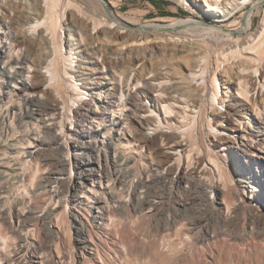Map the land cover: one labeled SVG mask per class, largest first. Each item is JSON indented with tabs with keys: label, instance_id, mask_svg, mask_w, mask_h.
<instances>
[{
	"label": "bare ground",
	"instance_id": "obj_1",
	"mask_svg": "<svg viewBox=\"0 0 264 264\" xmlns=\"http://www.w3.org/2000/svg\"><path fill=\"white\" fill-rule=\"evenodd\" d=\"M80 1L84 4L78 0H36L31 7L0 0V264H44L35 240L46 236L55 239L51 250L59 259L68 251L67 264H122L116 259L117 240L113 237L112 245L105 244L107 239L94 240L95 227L105 226L107 217L129 215L133 209L141 213L147 208L142 214L157 211L160 200L152 198L153 188L157 183L160 197L171 196L169 159H173L174 149L184 148L187 143L191 149L206 151L218 179L224 183V189L218 187L207 200L198 181L192 197L199 195L203 202L196 203V209L207 205L212 211L221 205L222 198V203L226 200L229 206L228 199L234 196L237 207L261 214L264 0H180L191 14L164 22H142L141 17L125 16L112 10L106 0ZM260 8L261 20L251 28ZM249 9L252 11L247 18ZM89 27L96 29L94 36L87 33ZM101 35L129 42L121 58L98 56L105 50L103 43L95 48L100 53H89L88 46ZM148 45L157 52L158 61L146 65L147 72H135L130 77L131 72L125 68L120 73L113 71L115 66L124 67L130 62L131 51H144ZM74 54L80 57V69L73 64ZM143 58L137 55L131 60ZM220 84L224 85V93H219ZM207 87L212 89L210 115L204 98ZM230 87L235 91L231 92ZM85 92L88 100L81 103ZM92 103L99 105V111ZM241 110L252 112L251 122L247 115H239ZM71 121L74 126L68 127ZM204 130L208 135L219 133V155L229 157L238 170L235 174L222 165L220 157L210 156L212 151L206 149L202 136ZM50 131H58L65 138L66 149L78 151L74 159L80 167L70 187L79 194V204L87 203L86 210L81 207L75 211L73 205L71 209V202L61 191L49 186L68 164L45 151L49 137L41 135ZM163 153L168 168L148 171L147 167ZM48 162L53 170H49ZM96 166L102 172L98 178L93 171ZM121 166L128 172L119 170L110 180V172ZM125 174L132 175L125 189L129 190L127 202L122 194ZM91 179L96 183L85 189ZM138 184L145 187L143 193L135 192ZM232 184L248 188L250 194L239 192ZM105 187L110 190L104 192ZM257 190L261 191L258 196ZM253 195L256 200L251 199ZM45 196V206H38ZM54 217L62 220L63 228L54 226ZM47 219L51 227L45 225ZM170 221L167 213L165 224L176 225ZM195 222L191 219L192 225ZM183 224L186 222L181 227ZM120 225L115 231L119 240L120 233L127 231ZM7 229L15 234L13 255L7 254ZM105 245L113 249L114 259L104 252Z\"/></svg>",
	"mask_w": 264,
	"mask_h": 264
},
{
	"label": "rangeland",
	"instance_id": "obj_2",
	"mask_svg": "<svg viewBox=\"0 0 264 264\" xmlns=\"http://www.w3.org/2000/svg\"><path fill=\"white\" fill-rule=\"evenodd\" d=\"M12 1L16 3L23 2L26 4H31L29 6L32 7L36 0H12ZM106 1L109 3L112 10L115 11L118 10L125 16L141 17L142 22L146 20H155L157 22H160L161 20V22H164L165 20H168L170 18L183 17L188 14H191L190 11L187 9L186 5L179 2L180 0H106ZM78 2L84 4V1L78 0ZM251 11H252L251 9L248 10V13L246 15L247 18L248 15L251 14ZM262 14H263V8H260V12L256 14L252 19L251 28H254L255 26L258 25V23L261 20ZM67 31L68 30H65V33ZM95 31L96 29H93L92 27H89V29H87V33H89L91 36H94ZM63 36L64 34L61 35V40H63ZM108 36L102 37L101 35L99 36V38L92 40V42L88 46L90 48L89 53L92 52L95 53L94 51H96V53H100L98 52V49L95 48H98V46H100V43H103L105 50H102L101 54H99L98 56L104 58L105 55H109L115 58L118 57V59L121 58V56L123 55L124 47L128 45L129 42H122L121 40L113 41L110 37L108 40ZM121 47L123 49H121ZM150 51L151 52L153 51L152 52L153 54ZM137 55H139V57L143 55L144 58L142 59V61L139 60L138 62L137 61L132 62L131 58ZM129 56H130L129 57L130 62L125 63L124 67L115 66L113 68V71L115 70L118 73H120L121 70L125 68L124 70L127 69L126 70L127 72L129 71L131 72L130 75L131 77L135 72L139 74H144L145 72H147V68L145 67L146 65L158 61L157 52L154 49L149 48V45L144 51L142 50L131 51ZM79 59L80 57L79 56L77 57V54H74L73 64H76L75 67L76 69L81 68L78 66V63L80 62ZM76 60L77 62H75ZM150 60L151 62H148ZM125 65H127L129 68ZM130 65H132L133 67ZM222 67L223 64H220L219 69L222 70ZM220 85H219V93L220 90L223 91L224 93V91H226L224 89V85L223 84ZM229 89L231 90V92L235 91L234 88L232 87H230ZM211 90L212 89H210V87H207L206 95L204 96L206 100L205 104L208 110V115H210V109H211L210 100H208L210 94L212 93ZM92 104L95 110L99 111L100 109L99 105L95 103ZM219 107L220 109L221 108L223 109L224 104L222 106L220 105ZM239 115H241V117L243 115H247L250 118V122L252 121L253 116L251 111L241 110L239 112ZM216 133L208 135L207 130H204L202 135L204 136V141L207 142L208 139L213 140L214 135L217 138ZM214 142H215V146H213V149L211 148L210 151L212 152L210 153V156L212 157L218 156L217 157L218 159L221 158L220 161L222 160L221 161L222 165L224 166L225 164L229 169V172H233V174H235L234 170L235 171L238 170L234 169L235 167L233 166V164L229 162V157L227 155L224 156L219 155V151H218L220 146L219 139H217V141ZM231 143H232V139H230V141H227L228 145H231ZM164 154L166 153H163V155L159 154L160 157L158 156L156 159L160 160L162 165H167L168 163L166 158L167 155L164 156ZM201 154L203 158H201L200 162L198 161L197 164L200 165L199 166L195 165L197 168L195 170V173L197 175L198 174L201 175L200 189L202 190L203 188H205L206 183L208 184V186H210V187L206 186V188H211L212 186L223 188L224 183L223 181H220L218 179V173L216 172V169H214L213 165L209 161L208 156H206V151L203 150ZM193 155L195 156V152ZM223 157H225V159H223ZM171 160L172 159H169V163ZM194 160L197 159L195 158ZM203 162L205 164H203ZM47 166L49 170L50 169L53 170L52 167L53 165H50L49 162L47 163ZM231 187H233L234 189H238L239 192L241 191L246 195L250 194V191H248L246 188L245 189L240 188L236 184H232ZM178 188L179 187L177 188L175 187L173 189V191L170 194L171 195L170 197L167 195L166 197L163 196L162 197L163 203L161 204L160 208L158 206V210L154 211V213L152 214L150 212L142 214V212L147 209L144 208V210L141 213L137 211H131L132 213L130 212L129 215L122 213V214H116L114 218L107 217V222L105 226L99 227L94 230V234H93V237H95L94 240L105 241L104 239H107V242L105 244L112 245L111 243L114 237L115 240H117V244H116L118 246L117 255L113 254V249L108 248V245H105V247H103V250L109 257H112V259H114L116 255V259H118L122 264H264V211H263L264 206L263 205L261 206L262 213L254 214L249 209L245 210L237 207L236 199L234 198V196H231L228 199L229 206L225 202L226 200L224 201V203H222L223 202V198H222L221 205L216 204L217 208L212 209V211L210 210V208L207 207V205L206 206L201 205L202 208L200 207L199 208L200 211H199L198 208H197L198 210L195 208L198 206L195 205L196 203L201 204L203 202L202 199H199V195H197L198 198L194 195L196 198L194 199V197H192L193 194H195L194 190L189 191L191 188L189 190H182ZM184 191H186V193ZM255 192L257 193L255 194L257 196L261 193V191L259 190ZM255 195H253L254 197L252 196L251 199L256 200L257 198ZM263 200H262V204H264ZM46 202H47V197L45 196L44 198L39 200V204L37 205L45 206ZM193 202L195 203L193 204ZM86 204L87 203L79 204V206L80 208L82 207L83 210H86V206H85ZM185 207L186 208L188 207L187 209L189 210L187 211ZM34 211L37 212V208H35ZM194 211L197 212L194 213ZM167 213H169V217L171 219L170 223L169 222L168 223L173 224V222H175L176 225L169 226L167 225V223L165 224ZM189 213L192 214L190 215ZM197 213H200L202 215L199 214L198 216ZM209 215L211 218L209 217ZM172 216L173 218H171ZM56 219L58 218L54 217L52 219L54 226L55 224L56 225L58 224L59 228L61 226H62L61 228H63L64 224L62 223V220L58 219L59 222L57 223ZM172 219L174 221H172ZM191 219L197 220V222H195L196 224L195 226L191 224ZM50 221L47 219L45 225L51 227ZM182 222H186V224H183V227H181ZM207 223L209 226L207 225ZM120 224H122L124 230L127 231L120 233V236H122V238L120 237L119 240L117 238V234L115 231L117 228H120L121 226ZM108 230H111V233L106 232ZM210 234H212L213 236L210 237L209 236ZM7 235H9L7 254L13 255L16 246L15 234L13 232L7 231ZM46 237L45 239L37 238V240H35L36 245H38L36 251L39 254H42L43 260H45L44 264H67V261L69 260L68 251L67 254H65V256L62 257V259H59L58 255L55 254L56 251L54 249L51 250L53 244L55 243V239L49 236ZM73 237L74 236L72 234L71 242L73 240ZM169 237L171 238L170 241L167 240V238ZM51 243L52 246H50ZM63 260L65 261L63 262Z\"/></svg>",
	"mask_w": 264,
	"mask_h": 264
},
{
	"label": "built area",
	"instance_id": "obj_3",
	"mask_svg": "<svg viewBox=\"0 0 264 264\" xmlns=\"http://www.w3.org/2000/svg\"><path fill=\"white\" fill-rule=\"evenodd\" d=\"M79 85H81V84L79 83ZM85 100H88L87 92H85L84 96L82 97L81 103ZM79 105H81V104H79ZM69 126L73 127L74 123L72 122L71 124H68V127ZM147 133L152 134V132H147ZM216 134L218 137L219 133H216ZM41 136H43V138L45 137V139H46V137L47 138L49 137V141L48 142L46 141L47 147H46L45 151H47V153L52 152L54 155H57L58 158H60L61 160L68 163L67 165H65V167L62 171L58 172L60 174L57 173L60 178L56 179L55 181H51L49 183V186L51 187V190L52 189H59L61 191V193L63 194V196L66 199H68L69 202H71V204H70L71 209H72V205H73L74 210L77 211L80 208L79 203H78V197H77V195H79V194H76V192H74V190H71L70 185H71V182L73 181V176L75 175V173H78V167H80V166L77 167V164L75 163V159H74V157L78 155V151L66 149L64 146L65 138L60 133H58V131H54V132L50 131L48 133L46 132V133H43ZM214 141H217V138L215 136H213V140L208 139L207 142H205L206 147H207L206 149L209 148L211 150V148H213V146H215ZM190 149H191V146L189 145V143H187L186 146H184V148L174 149L176 152L174 154L172 161L170 162L171 166H170V170H169V177H171V183L170 184L172 185L171 192L173 191V189L175 187L176 188L179 187L182 190H189L190 188H191V190H196V188H197L196 183H197V181L201 180V175L200 174L197 175L195 173V170L197 169L195 165H197L198 161L200 162L201 158H203L202 154H201L203 152V150H201L200 148H199V150H195V148H192L191 150ZM141 150L143 152L145 150V148L142 147ZM194 152H195V156L193 155ZM177 156H179V158ZM40 158L43 159L44 156L40 157ZM71 158H73V159L71 160ZM195 158L197 160H194ZM47 159H49V158H47ZM140 162H142V161H140ZM148 163H149V161H148ZM97 167L98 166L93 167V171H96V173H95L96 178L100 177V174L102 173L101 171H99V168H97ZM147 168L149 169L148 171L152 172V171H158V169H162V168L166 169V168H168V166L167 165L163 166L161 164L160 160L155 159L151 163V165L148 166ZM147 168L145 167V169L142 171L141 175L143 174V172ZM151 168H153V169H151ZM122 169L125 173L128 172V169L123 167V166L115 167L113 169V171L110 172L108 178L110 180H112L114 178V173H117V171L122 170ZM141 170H142V167H141ZM171 171H173V172H171ZM126 176H127V174H125V176L123 177V181H125V187L122 188V194L125 196V202L128 201L127 199L129 196V194H128L129 190H125L126 185H127L128 180L130 179V177L132 175L131 176L128 175L127 177ZM94 180L91 179L89 181L88 186L85 189H89V187H91L94 183H96ZM67 184H68V188H66ZM105 185H106V183H105ZM144 188L145 187H141V185L138 184L137 188L135 189V192L137 194L143 193L142 191ZM119 189H120V187H119ZM216 189H219V188L215 187V186H212L211 188H203L202 192H203L204 196L206 197L205 199L209 200L210 197H212L211 195H213V192ZM108 190H110V189L107 187L104 188V192H106ZM153 190L155 191V193L153 194L152 198L160 200V202L158 204V206L160 208V206L163 202V200H162L163 196L161 195V197H160L159 195L161 193L160 192L157 193V183L155 184V187L153 188ZM74 195H76V196H74ZM207 195H208V197H207ZM71 196H73L72 199H71ZM82 203L85 204L86 202L83 201ZM130 207H131V205H130ZM133 211H135V210L133 209ZM68 220H69V218H68ZM70 226H71V224H70ZM93 227H95V226H93ZM71 228H72V226H71ZM95 228H99V227H95ZM6 231L11 232L10 229H7ZM209 236L212 237L213 235L210 234Z\"/></svg>",
	"mask_w": 264,
	"mask_h": 264
}]
</instances>
